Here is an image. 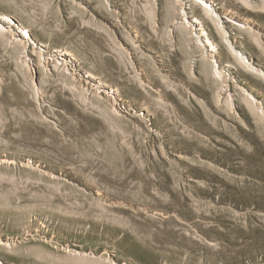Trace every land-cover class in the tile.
I'll return each instance as SVG.
<instances>
[{"label":"rangeland","instance_id":"obj_1","mask_svg":"<svg viewBox=\"0 0 264 264\" xmlns=\"http://www.w3.org/2000/svg\"><path fill=\"white\" fill-rule=\"evenodd\" d=\"M0 264H264V0H0Z\"/></svg>","mask_w":264,"mask_h":264}]
</instances>
